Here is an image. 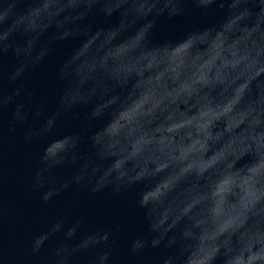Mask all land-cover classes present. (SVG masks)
Returning a JSON list of instances; mask_svg holds the SVG:
<instances>
[{"label": "clouds", "instance_id": "clouds-1", "mask_svg": "<svg viewBox=\"0 0 264 264\" xmlns=\"http://www.w3.org/2000/svg\"><path fill=\"white\" fill-rule=\"evenodd\" d=\"M189 3L202 16L224 15L153 42L156 18L187 15ZM97 12L117 19L93 27ZM69 40L79 43L58 65L49 103L26 83ZM9 52L16 62L6 71ZM9 107L24 139L41 145L31 187L43 203L73 187L140 186L147 233L130 241L131 254L161 249L157 264H264V0H0V160ZM80 107L85 120L57 134ZM71 212L34 235L31 252L62 232L42 264H113L111 230Z\"/></svg>", "mask_w": 264, "mask_h": 264}, {"label": "water", "instance_id": "water-1", "mask_svg": "<svg viewBox=\"0 0 264 264\" xmlns=\"http://www.w3.org/2000/svg\"><path fill=\"white\" fill-rule=\"evenodd\" d=\"M186 7L190 10L187 15L169 18L165 14L156 18L151 33L153 42L179 40L193 29L215 24L224 15L223 10L214 9L209 15L202 16L191 3ZM89 19L93 27H104L114 23L117 16L113 14L112 17H104L97 12ZM78 43L77 40H69L54 45L50 55L28 77L26 88L35 91L37 97L46 95L50 103L59 89L55 80L57 67ZM2 62L7 71L16 60L9 52L4 55ZM5 83L7 86V82ZM87 110L84 107L76 108L75 115L69 114L57 134L79 126L85 120ZM99 123L101 122H95L91 127H96ZM24 131L25 126L17 125L11 120V107L6 109L3 115L0 160V244L4 255L0 264H42V261L50 256V249L62 239V232L54 234L35 254L31 252V238L50 227L69 206L72 207L69 216L82 218L86 227L101 226L111 230L116 237L113 245V264H157V258L162 254L161 249L147 248L139 256L129 251L130 241L137 235L147 233L144 209L136 206L140 186L121 194L113 193L111 188L92 193L73 187L52 201L43 203L40 200V192L31 187L35 157L41 145L35 141H26ZM168 183V178H162L161 186Z\"/></svg>", "mask_w": 264, "mask_h": 264}]
</instances>
